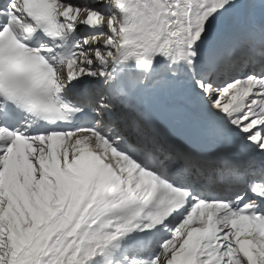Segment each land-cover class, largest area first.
Wrapping results in <instances>:
<instances>
[{"label": "snow or ice", "instance_id": "obj_1", "mask_svg": "<svg viewBox=\"0 0 264 264\" xmlns=\"http://www.w3.org/2000/svg\"><path fill=\"white\" fill-rule=\"evenodd\" d=\"M0 264H264V0H0Z\"/></svg>", "mask_w": 264, "mask_h": 264}]
</instances>
